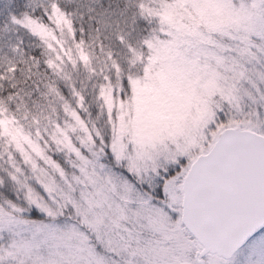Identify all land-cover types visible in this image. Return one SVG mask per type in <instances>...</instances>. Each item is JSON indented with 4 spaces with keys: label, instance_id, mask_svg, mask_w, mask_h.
Here are the masks:
<instances>
[{
    "label": "snow or ice",
    "instance_id": "6c2138e0",
    "mask_svg": "<svg viewBox=\"0 0 264 264\" xmlns=\"http://www.w3.org/2000/svg\"><path fill=\"white\" fill-rule=\"evenodd\" d=\"M0 264H264V0H0Z\"/></svg>",
    "mask_w": 264,
    "mask_h": 264
}]
</instances>
